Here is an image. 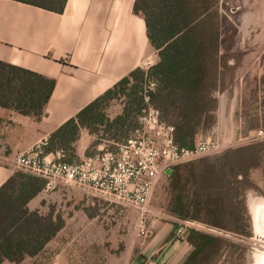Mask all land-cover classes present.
<instances>
[{
  "label": "trees",
  "instance_id": "1",
  "mask_svg": "<svg viewBox=\"0 0 264 264\" xmlns=\"http://www.w3.org/2000/svg\"><path fill=\"white\" fill-rule=\"evenodd\" d=\"M13 1L57 14H63L68 3ZM134 14L146 23L149 42L158 54L157 63L148 70L137 68L64 124L49 138L46 154L64 151L71 157L64 161L73 163L82 129L97 137L94 146L104 141L123 143L133 137L139 128V116L149 106L158 109L162 121L175 128L174 141L181 148H194L197 138L217 125V94L225 90L228 73H235L223 72L222 68L236 70L228 67L226 57L231 38L229 17L209 9L206 0H136ZM257 83L254 93L262 97L260 130L264 131V74ZM151 84L156 85L153 90H149ZM56 86L55 79L0 61L1 108L41 120ZM147 87L148 105L144 95ZM117 102H123L122 113L110 119L107 111ZM255 123L248 122L250 128ZM249 147L215 157V163L204 159L173 168L169 212L182 221L248 236L238 201L244 198L245 184L249 183L248 170L258 169L261 158L258 146ZM200 166L204 167L202 172L197 169ZM44 187L42 179L17 171L0 188V264H22L37 258L64 229L62 219L28 207ZM188 240L194 250L183 264H200L219 253L224 243L196 228L190 230Z\"/></svg>",
  "mask_w": 264,
  "mask_h": 264
},
{
  "label": "crops",
  "instance_id": "2",
  "mask_svg": "<svg viewBox=\"0 0 264 264\" xmlns=\"http://www.w3.org/2000/svg\"><path fill=\"white\" fill-rule=\"evenodd\" d=\"M135 2L68 0L64 13L57 14L13 0H0V61L57 81L41 120L0 107V188L16 172V156L48 141L84 108L146 65L148 53L154 48L145 21L134 14ZM96 140L89 130L82 129L76 143L78 161L93 157L106 147L100 143L95 146L98 152L91 155ZM59 152L49 154L50 159H57ZM172 171L167 174L170 176ZM61 190L49 194L42 191L29 203V209L46 216L44 195ZM87 219L82 214V220ZM151 226L150 239L139 240L142 258L136 257L132 264H183L194 250L188 240L194 223L154 210ZM61 232L44 252L56 243ZM84 233V237L91 236L89 229ZM64 253L65 250L60 251L48 264H74ZM42 255L22 264H38L35 261Z\"/></svg>",
  "mask_w": 264,
  "mask_h": 264
},
{
  "label": "rangeland",
  "instance_id": "3",
  "mask_svg": "<svg viewBox=\"0 0 264 264\" xmlns=\"http://www.w3.org/2000/svg\"><path fill=\"white\" fill-rule=\"evenodd\" d=\"M206 3L212 11L217 10L229 17L228 34L231 38L226 57L228 67H235L236 70L222 68L223 72L235 73L233 76L228 73L224 79L225 90L217 94L219 99L217 125L209 133L199 136L201 139L219 136L228 144L227 149L220 155L204 159L209 160V163H215L213 158L248 146L249 148L258 146V149H261L259 151L261 158L258 169L248 170L249 183L245 184L244 198L238 201L239 214L244 218L243 228L248 236L227 234L194 223V228L224 241L219 253L200 264H258L257 255L260 256L264 251V240L257 231L254 204L258 200L264 202V139L256 140L258 136L256 130H260L262 126L259 109L262 97H257L254 91L258 84L257 80L264 74V0H206ZM157 61V54L152 50L148 53L143 68L148 70ZM123 108V102L113 103L107 115L109 118L115 117ZM249 121L256 122L253 128H250L252 124H248ZM110 146L111 150H116L112 143ZM97 152L95 147L90 154L95 155ZM66 158L71 157L66 155ZM78 160L74 159L73 163L80 162ZM197 169L202 172L204 167L200 166ZM241 179L238 178L239 181ZM170 185L168 174L162 176L157 183L151 200L152 214L154 210L163 215L169 213L172 198ZM44 196L46 199L43 207L46 216L60 218L66 226L56 243L35 261L38 264H48L64 250V254L74 264H132L136 257L142 258L140 238L137 235L140 215L133 206L115 201L113 198L88 195L76 187L68 186H62V190L56 194ZM82 214H86L88 219L82 220ZM86 229H89L90 237H84ZM86 241L89 242L88 245Z\"/></svg>",
  "mask_w": 264,
  "mask_h": 264
},
{
  "label": "built area",
  "instance_id": "4",
  "mask_svg": "<svg viewBox=\"0 0 264 264\" xmlns=\"http://www.w3.org/2000/svg\"><path fill=\"white\" fill-rule=\"evenodd\" d=\"M151 84L149 90H153ZM148 105V87L145 90ZM175 128L162 121L158 109L149 106L139 116V128L123 143H105L98 154L81 162L67 163L65 152L50 159L45 148L48 141L15 158L16 171L35 176L45 182L43 191L53 193L62 186L76 187L86 193L113 198L133 206L139 212L137 235L142 242L152 235L151 200L159 180L180 165L194 163L222 154L228 144L219 136L197 138L192 149L181 148L174 141ZM256 140L264 139V131H256ZM191 224V223H188ZM182 233V232H181Z\"/></svg>",
  "mask_w": 264,
  "mask_h": 264
},
{
  "label": "bare ground",
  "instance_id": "5",
  "mask_svg": "<svg viewBox=\"0 0 264 264\" xmlns=\"http://www.w3.org/2000/svg\"><path fill=\"white\" fill-rule=\"evenodd\" d=\"M253 201H255V200H253ZM254 211H255V221H256L257 231L261 234V236L264 237V202L258 200L254 204ZM253 230H255V229H253ZM253 255H255V254H253ZM257 257H259L258 258V260H259L258 264H264V251L261 252L260 256L257 255Z\"/></svg>",
  "mask_w": 264,
  "mask_h": 264
},
{
  "label": "water",
  "instance_id": "6",
  "mask_svg": "<svg viewBox=\"0 0 264 264\" xmlns=\"http://www.w3.org/2000/svg\"><path fill=\"white\" fill-rule=\"evenodd\" d=\"M260 238L264 240V237L263 236H260Z\"/></svg>",
  "mask_w": 264,
  "mask_h": 264
}]
</instances>
